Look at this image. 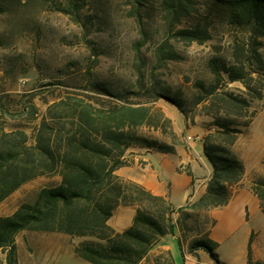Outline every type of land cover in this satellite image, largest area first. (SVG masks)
Returning a JSON list of instances; mask_svg holds the SVG:
<instances>
[{
    "label": "trees",
    "instance_id": "16d2710c",
    "mask_svg": "<svg viewBox=\"0 0 264 264\" xmlns=\"http://www.w3.org/2000/svg\"><path fill=\"white\" fill-rule=\"evenodd\" d=\"M140 0H134L139 4ZM224 11L226 22L246 29V42L233 48L232 64L222 57H212L208 69L213 82L206 86L197 82L198 102L207 101L212 118V131L205 135L202 152L212 172L206 190L197 200L175 210L162 196L152 194L141 185L118 177L115 172L131 162L128 150L146 149L162 154H175L178 138L171 122L160 109L111 100L64 96L49 104L34 128L30 142L22 126L7 129V111L0 106V204L26 183L40 177L58 176V184L39 190L32 203H22L10 216L0 217V250L4 264H19L16 235L22 231L59 233L75 238H88L73 247L76 258L88 264H142L149 261L151 250L161 238L172 236L177 229L178 246L185 244L190 231V212L205 213L226 206L233 189L245 175V164L233 151L238 136L249 127L251 102L264 98V59L260 53L264 36V0H214ZM86 0H67L65 14L77 19ZM193 0H163L162 8L179 22L193 12ZM4 12L0 4V15ZM177 36L188 42L203 43L209 39L208 25L180 30ZM1 46V42H0ZM158 61L177 56L172 48H158ZM239 82L243 96L219 92L224 79ZM85 90L117 100L105 84L89 80ZM154 98L163 99L185 114L177 94L168 86L155 82ZM172 94V96H171ZM28 122L37 120V108L29 104L19 112ZM185 116V115H184ZM146 127L168 136L170 143L160 142L138 133ZM264 215V173L250 182ZM118 207L134 210L132 224L121 232L114 231L108 221ZM177 214V218L175 215ZM215 221H212L213 227ZM251 237L248 242V264L251 263ZM218 244L209 237L188 241L187 252L207 253L215 264L219 260ZM158 256L154 264H174L169 252Z\"/></svg>",
    "mask_w": 264,
    "mask_h": 264
},
{
    "label": "rangeland",
    "instance_id": "374dc122",
    "mask_svg": "<svg viewBox=\"0 0 264 264\" xmlns=\"http://www.w3.org/2000/svg\"><path fill=\"white\" fill-rule=\"evenodd\" d=\"M162 2L86 0L74 19L62 11L67 0H0L4 8L0 15V106L7 111V129L22 126L31 142L34 128L49 104L64 96H80L160 109L178 138L177 148H185L188 142L195 141L194 137L202 140L212 131V118L208 102H198L196 83L208 86L213 82L208 69L212 57H222L232 64L233 48L246 42L248 32L227 24L223 9L214 0H193V12L179 22H171ZM205 23L210 37L203 43L177 36L180 30ZM260 41L264 59V36ZM158 48H172L177 57L160 62L155 55ZM89 80L105 84L123 99L85 90ZM155 82L177 94L185 116L170 103L154 98L151 90ZM218 91L245 94L239 82L229 83L226 78ZM29 104L37 108L35 122H28L26 112L23 118L18 117ZM246 115L243 122L250 120L249 127L232 146L247 167L241 186L264 173V98L251 102ZM138 133L171 142L168 136L146 127L138 129ZM207 170L201 168L200 175L205 176ZM59 181L58 176H50L26 183L0 204V217L12 215L22 203H32L40 189ZM189 194H193L191 189ZM190 214L185 242L201 237L214 221L209 212ZM245 229H259L260 238L253 252L264 259V215L259 211ZM82 240L59 233L22 231L15 238L18 263L88 264L72 251ZM164 252L150 253L146 264H152ZM216 253L225 264H248L242 233L219 245ZM4 257L0 250V264H4ZM194 260L195 264H215L203 252Z\"/></svg>",
    "mask_w": 264,
    "mask_h": 264
},
{
    "label": "crops",
    "instance_id": "0c3cea01",
    "mask_svg": "<svg viewBox=\"0 0 264 264\" xmlns=\"http://www.w3.org/2000/svg\"><path fill=\"white\" fill-rule=\"evenodd\" d=\"M194 138L195 141L188 142L185 148H176L175 154H162L138 148L130 149L126 153V158L131 164L118 169L115 174L124 180L141 185L154 195L165 197L175 210L182 208L204 194L212 172L210 164L203 155L200 137ZM206 167L209 168L207 174L201 176V168L207 169ZM246 173L247 167L245 175ZM242 181L240 184L243 183ZM239 185L233 189L231 199L226 206L209 211L215 221L214 226L209 229V237L219 247L230 241L236 234L242 233L246 239L247 258L248 242L251 237V263L264 264V259L257 258L253 252L260 238L259 229H245L251 218L259 213V202L250 191L249 183ZM190 189L193 191L192 195L189 194ZM133 216L132 208L118 207L112 213L108 225L114 231L121 232L132 224ZM178 237L179 231L176 229L174 235L161 238L151 253L165 251L171 254L174 264H195L194 257L205 252L198 250L194 254H189L188 242L182 244L180 248L177 243ZM82 239V241L90 240Z\"/></svg>",
    "mask_w": 264,
    "mask_h": 264
}]
</instances>
